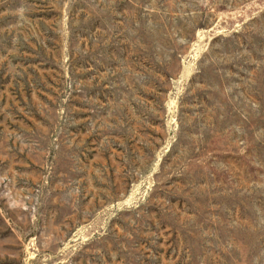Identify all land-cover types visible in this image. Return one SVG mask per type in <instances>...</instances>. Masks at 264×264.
<instances>
[{
	"label": "rangeland",
	"instance_id": "obj_1",
	"mask_svg": "<svg viewBox=\"0 0 264 264\" xmlns=\"http://www.w3.org/2000/svg\"><path fill=\"white\" fill-rule=\"evenodd\" d=\"M0 264H264V0H0Z\"/></svg>",
	"mask_w": 264,
	"mask_h": 264
}]
</instances>
